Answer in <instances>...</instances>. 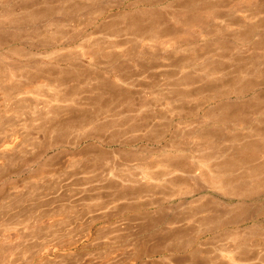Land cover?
Returning <instances> with one entry per match:
<instances>
[{"label": "bare ground", "instance_id": "1", "mask_svg": "<svg viewBox=\"0 0 264 264\" xmlns=\"http://www.w3.org/2000/svg\"><path fill=\"white\" fill-rule=\"evenodd\" d=\"M261 1L0 0V88L23 101L38 150L12 177L68 157L92 215L87 232L68 246L54 241L76 233L74 209L58 229L38 224L27 264L58 251L110 248L100 262L108 264L140 240L154 244L151 257L196 245L199 252L210 235L264 218H233L264 197ZM99 31L127 37L128 46L95 40ZM194 179L208 188L196 189L195 180L189 192L184 183ZM106 181L110 193L96 186ZM109 195L110 205H102ZM204 199L212 207L204 215L187 212ZM132 218L140 231L123 232ZM0 249L12 264L20 247L0 240ZM84 259L78 264L99 262L92 253Z\"/></svg>", "mask_w": 264, "mask_h": 264}, {"label": "rangeland", "instance_id": "2", "mask_svg": "<svg viewBox=\"0 0 264 264\" xmlns=\"http://www.w3.org/2000/svg\"><path fill=\"white\" fill-rule=\"evenodd\" d=\"M92 14L91 18L92 16L95 18L96 14ZM116 14L114 12L109 17V22L110 18H115ZM233 31L236 32L237 27ZM103 32L99 31L95 35V38H97L95 40L110 38L108 39L110 40L109 42H113L117 47L119 46L118 49L116 47L117 50L128 46L126 43L128 40L127 37L117 39L113 36L108 37ZM78 51L82 50L78 48ZM211 92L208 91L207 94L211 95ZM261 98L264 99V95ZM22 102L10 101L9 96L0 88V240L6 241L10 247L19 245V253L16 255L15 262L12 264H27L26 262L28 261H24V259L37 250L38 246L32 242L31 235H33L35 227L38 224L43 225L44 232L50 228L49 226H55L58 229V224L67 218L71 210L74 209L75 211L72 215H75V217H71V221L74 223L76 219L80 220L75 226L76 233L69 237H60V239L54 241L55 243H61L60 245L68 246L79 241L87 232L92 216L88 213L89 210L83 205L84 201L89 198L78 195V192L85 186V182L80 180L77 183V180L72 177L75 171L70 167L68 157L62 156L49 161L48 165L45 166L46 169L40 173H23L19 177H12L38 151L36 146H32L29 142L31 123L28 120V116L22 113ZM39 141L41 140H37V142ZM7 144H10L9 147ZM209 153H206L205 156H209ZM198 179L202 180L201 178ZM195 180H192L193 183L189 181L190 185L188 182L187 184L186 182L184 183L185 188L190 189L189 192L195 190L192 188H195L196 185V189L208 188L207 182L206 184L205 181L196 180L198 181L196 182ZM108 183L110 182H99L96 183V186L105 188L106 192L110 193L107 189L109 187ZM179 186H181V189L182 184ZM185 190L183 192L189 193L188 190ZM198 197L200 198V196ZM204 200L188 206L186 208L187 212L195 214L196 216L204 215V210L209 209L211 204L208 203V199ZM250 204L248 206V212L246 211L247 207L243 209L245 210V215L241 214L242 217L238 218L240 215L237 214V216L233 217L236 218L235 222L238 221L239 224L242 219L251 215V213L256 215L264 213V197L257 198ZM102 205H110V195L102 198ZM205 205L207 208H205ZM96 208L100 209V207ZM99 209L97 211L94 208L97 213L93 215L100 217L98 215ZM104 211L106 212L102 213H105L104 215L108 214L110 218V209ZM227 217L229 218V215ZM132 219L133 221L129 224L124 223L125 225L121 229L123 232L131 231V233H137L140 231L138 228L140 227L139 224L141 221L139 220L138 222V219ZM234 227L223 229L220 232L218 231L210 235L205 240V244L202 243L204 245L200 244V248H197L199 252L193 250L198 246L196 245V247L194 246L187 251L167 252L164 257L150 256L149 252L151 253L153 251L152 248H155L153 247L154 244L152 246L151 243L148 246L143 240H140L142 243L135 241L141 244L139 245L134 242L135 245L125 253L119 255L115 260H112L111 263L109 260L108 264H264V218L244 226L240 224ZM108 232H110V228L106 227L100 230V232H97L96 236L100 237ZM11 233L16 234L17 238L9 241L8 237ZM143 242L146 245H144L145 247L142 245ZM22 243H26L25 246H22ZM150 249L152 251H149ZM191 250L197 254H193ZM65 251L64 253L58 251L55 256L45 257V260L41 263L37 262L36 264H78L85 261L84 257L89 253H92L97 258L96 260L99 261L97 264H100L101 260L103 261L106 257L110 259V248L98 250L91 248V251L83 252L77 249H73V252ZM23 255H25V258H23ZM0 264H8L5 253L1 249Z\"/></svg>", "mask_w": 264, "mask_h": 264}]
</instances>
